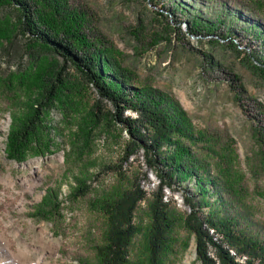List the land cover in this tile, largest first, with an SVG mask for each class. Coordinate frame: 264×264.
<instances>
[{
  "label": "rangeland",
  "instance_id": "rangeland-1",
  "mask_svg": "<svg viewBox=\"0 0 264 264\" xmlns=\"http://www.w3.org/2000/svg\"><path fill=\"white\" fill-rule=\"evenodd\" d=\"M187 2L215 22L213 33H192L194 14L172 0H65V15L83 22L138 85L160 89L181 104L198 136L195 154L205 160L204 178L215 174L230 206L264 226V33L248 22L264 27V0ZM235 10L243 20H231ZM32 44L17 8L0 4V264H94L96 245L104 241L101 202L145 172L149 191L158 179L146 167L143 149L123 162L124 177L104 169L120 163L128 135L120 126L88 130L93 88L84 83L51 111L55 129L48 151L23 161L7 156L14 116L25 111L39 71L57 59ZM188 180L183 184L198 188L195 178ZM85 184L89 190L78 195ZM205 185V212L222 211L218 189ZM184 192L166 189L173 229L164 264H201L196 236L184 223L190 209ZM150 217L144 199L129 264H149Z\"/></svg>",
  "mask_w": 264,
  "mask_h": 264
},
{
  "label": "trees",
  "instance_id": "trees-1",
  "mask_svg": "<svg viewBox=\"0 0 264 264\" xmlns=\"http://www.w3.org/2000/svg\"><path fill=\"white\" fill-rule=\"evenodd\" d=\"M172 1L184 13L194 14L190 19L192 33H213L215 22L194 13V4H188L187 0ZM3 2L17 8L22 33L32 40V47L57 57L39 71L25 111L14 116L6 140L7 156L23 161L29 155L48 151L47 140L55 129L51 111L74 93L78 83H84L93 88L87 110L88 130L120 126L128 135L120 163L105 164L104 169L124 177L123 162L143 149L146 167L156 173L158 182L150 191L142 183L149 178L145 172L101 202L104 241L96 245L94 264H129L131 245L138 231L135 215L144 199L151 216L147 235L149 264H164L173 229L168 188L185 191L190 209L184 223L196 236L201 264H264V226L258 227L255 221L230 206L222 182L215 174L208 171L204 178L200 171L204 166L200 163L205 160L195 154L198 136L192 131L181 104L160 89L133 81L110 53L85 32L83 22L65 15V0H0V4ZM233 19L243 20L242 13L235 10ZM248 22L264 33L263 25L256 20L250 18ZM171 147H175V152L169 151ZM193 178L198 184L195 190L183 184ZM207 182L218 189L222 211L214 208L205 212ZM88 190L89 184H85L76 191L85 195Z\"/></svg>",
  "mask_w": 264,
  "mask_h": 264
},
{
  "label": "built area",
  "instance_id": "built-area-1",
  "mask_svg": "<svg viewBox=\"0 0 264 264\" xmlns=\"http://www.w3.org/2000/svg\"><path fill=\"white\" fill-rule=\"evenodd\" d=\"M152 182H153V181H152ZM152 182H151V183H152ZM144 186H145V185H144Z\"/></svg>",
  "mask_w": 264,
  "mask_h": 264
}]
</instances>
